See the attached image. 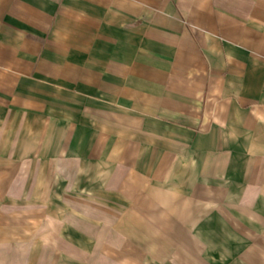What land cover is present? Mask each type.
Here are the masks:
<instances>
[{
	"label": "crops",
	"instance_id": "crops-1",
	"mask_svg": "<svg viewBox=\"0 0 264 264\" xmlns=\"http://www.w3.org/2000/svg\"><path fill=\"white\" fill-rule=\"evenodd\" d=\"M47 161L112 176L116 264H264V0H0L1 188Z\"/></svg>",
	"mask_w": 264,
	"mask_h": 264
},
{
	"label": "rangeland",
	"instance_id": "rangeland-1",
	"mask_svg": "<svg viewBox=\"0 0 264 264\" xmlns=\"http://www.w3.org/2000/svg\"><path fill=\"white\" fill-rule=\"evenodd\" d=\"M48 163L43 181L0 185V264H114L113 228L128 203L109 188L112 176Z\"/></svg>",
	"mask_w": 264,
	"mask_h": 264
}]
</instances>
